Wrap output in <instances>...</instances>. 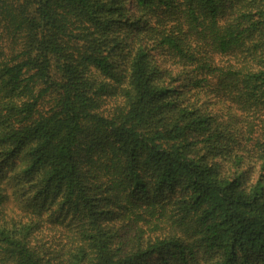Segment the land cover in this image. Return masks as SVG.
<instances>
[{"label":"trees","instance_id":"1","mask_svg":"<svg viewBox=\"0 0 264 264\" xmlns=\"http://www.w3.org/2000/svg\"><path fill=\"white\" fill-rule=\"evenodd\" d=\"M0 264H264V0H0Z\"/></svg>","mask_w":264,"mask_h":264}]
</instances>
